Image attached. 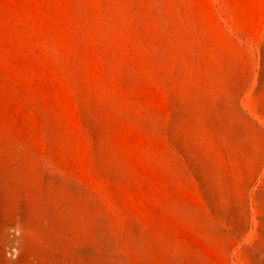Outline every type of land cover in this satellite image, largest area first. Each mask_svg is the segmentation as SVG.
Returning a JSON list of instances; mask_svg holds the SVG:
<instances>
[{
	"label": "rangeland",
	"instance_id": "rangeland-1",
	"mask_svg": "<svg viewBox=\"0 0 264 264\" xmlns=\"http://www.w3.org/2000/svg\"><path fill=\"white\" fill-rule=\"evenodd\" d=\"M0 264H264V0H0Z\"/></svg>",
	"mask_w": 264,
	"mask_h": 264
}]
</instances>
